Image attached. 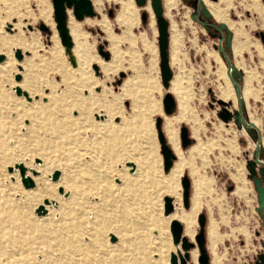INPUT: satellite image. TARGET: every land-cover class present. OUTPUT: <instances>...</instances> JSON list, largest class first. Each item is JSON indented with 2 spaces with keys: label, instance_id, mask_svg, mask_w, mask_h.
Wrapping results in <instances>:
<instances>
[{
  "label": "rangeland",
  "instance_id": "obj_1",
  "mask_svg": "<svg viewBox=\"0 0 264 264\" xmlns=\"http://www.w3.org/2000/svg\"><path fill=\"white\" fill-rule=\"evenodd\" d=\"M207 1L206 8H226L224 23L231 39L227 40L226 28L206 29L193 18L198 0L189 5L180 0L171 16H166L170 23L169 64L172 79L178 80L176 89H171V82L164 88L161 81L157 25L150 3L145 22L140 16L145 8L135 0H101L99 9L94 4L96 15L79 21L69 11L68 21L72 17L81 23L82 54L90 63L77 56L76 40L72 39V50L65 51L55 28L51 0H0V54L6 55L0 63V264H171L170 252L176 253L171 219L179 220L184 230L192 221L193 236L184 233L195 242L200 213L206 216L205 246L210 261L207 224L212 219L221 264H254L253 248L264 237L255 233L262 231L254 209L257 193L243 161L254 142L241 119L246 123L255 120L264 130V44L256 35L264 32V0H256V7L254 0ZM126 2L131 5L124 10ZM43 8L48 23L40 15ZM203 16L211 24L220 22ZM103 18L117 41V52L100 25L87 23ZM241 22L242 35L232 27ZM40 23L49 31L40 30ZM16 36L24 44L9 46L6 40ZM53 45L57 49L52 54ZM99 45L109 52L108 62L98 53ZM17 48L23 53L21 60L14 55ZM222 53L235 67L234 80L239 85L241 79L243 84L248 80L252 89L250 99H244L245 106L242 100L238 106L236 95L225 101L232 115L238 113L228 122L218 115L223 79L215 55L221 57L226 72ZM95 58L103 64L113 63L114 69L105 71ZM27 75L35 81L32 90L23 84ZM16 87L31 99L17 95ZM232 87L235 92L233 83ZM167 92L176 101L171 114L163 110ZM177 115L183 118H175ZM158 116L170 147V139L177 136L180 152L173 149L175 162L181 159L184 163L173 178L174 165L169 172L163 169L155 128ZM183 126L191 139L186 147L180 139ZM43 160L48 162L47 186L59 185L55 190L46 187L36 198L21 197V190L27 189L17 165L24 166V176L28 168L36 169L32 174L40 176ZM128 162L135 164V170H130ZM55 170H59V178L52 182ZM238 175L243 180H237ZM34 176L29 177L34 183L28 190L37 186ZM183 176L191 180L190 205L193 197L201 202L196 218L183 205ZM61 177L83 191L78 209L71 204L70 190H65L66 180ZM165 195L174 206L167 217L163 213ZM46 199L55 204L45 205L46 215L38 216L35 209ZM70 210L79 212V227L73 212L66 215ZM111 234L116 242L110 241ZM193 263L199 264L197 259L187 264Z\"/></svg>",
  "mask_w": 264,
  "mask_h": 264
},
{
  "label": "water",
  "instance_id": "obj_2",
  "mask_svg": "<svg viewBox=\"0 0 264 264\" xmlns=\"http://www.w3.org/2000/svg\"><path fill=\"white\" fill-rule=\"evenodd\" d=\"M52 6H53V15H54V21H55V27L58 31L59 38L61 44L64 46L66 52H70L72 49V38L68 31L67 21H68V10H71L74 17L77 20H82L86 16L93 17L96 15V12L93 8L91 0H51ZM150 1V5L152 7V10L154 12L155 16V22L157 25V44H158V50H159V70L161 75V81L164 88L169 87L170 80L172 78V71L169 64V31H168V25L169 22L164 16V10H163V4L162 0H135V3L139 7H144L147 2ZM202 12L203 15H206L208 17H211L212 14L209 12L208 8H206L203 0H198V9H197V15ZM113 12L112 9L108 10V15L112 16ZM142 22H145L148 17V12L143 10L140 14ZM197 21V16H194ZM206 29L207 24L203 21H199ZM10 24H8L7 30H10L9 27ZM219 31H221L223 28L227 29V40L229 41L231 39V32L228 30V27L225 23L219 22L218 25H214ZM39 29L42 31H49V28L44 24H39ZM256 35L260 38L261 42L264 44V32L258 31L256 32ZM227 41V42H228ZM219 52H223L222 48L219 47ZM98 53L103 57L104 60H109V52L105 51L103 49L102 45L98 46ZM14 55L18 60L22 59V52L19 48L15 49ZM225 63H226V73L228 78L231 80V82L235 86V92L237 97L238 106L241 107V87L240 85L234 80L232 76V72L235 71V67L231 65L229 59L227 56L222 53ZM4 60V55L0 54V62ZM72 65L75 64V60L73 58L70 59ZM93 68L96 73H98V66L96 64H93ZM120 75H123V72L120 73ZM20 79V76H17V80ZM16 94L17 95H24L27 100H30V97L27 95L26 91H23L20 89V87H16ZM217 102L221 105V110L218 113L220 118L224 122H228L229 119L232 118V116L237 117L238 113L234 112L232 113L227 109L226 102L218 99ZM176 106V101L174 96L167 92L164 94L163 97V110L166 114H171L173 112V109ZM242 123L246 125V128L253 127L255 124L250 120L248 123H246V120L242 117L241 119ZM155 128L157 130V139L160 145V151L163 157V169L165 172H167L171 166L173 165L176 154L173 151L172 147L168 145V141L166 138V135L162 129V117L158 116L155 119ZM250 132V131H249ZM180 139H181V145L182 147H186L190 145L191 139L188 133V130L185 126L180 128ZM257 150L260 145V141L257 142ZM257 164L260 166L257 167ZM247 170L248 174L247 176L251 179V181L254 184V187L256 189V197H257V203L258 206L256 210L258 211L259 215L261 216V225L264 229V163L260 162L258 157L256 156L253 160H250L247 162ZM133 170V169H132ZM24 171L23 167H20V175H22V172ZM59 178V171L55 170L51 176L52 181H56ZM23 185L26 188H30L33 186L32 180L30 178H22ZM181 186L183 188L182 191V197H183V205L185 208H188L190 205V187H191V180L188 176H183L181 178ZM163 213L164 215H169L173 211V204H172V198L168 195H165L163 197ZM35 213L37 215H44L46 213V209L41 205L35 209ZM197 222L199 225L198 232L194 235L193 242L188 236H186L183 232V225L180 221L177 219H173L170 222V232L172 236V243L174 246H176V253L171 252L170 253V263L171 264H187L189 260H191L190 251L197 247L199 256H198V263L199 264H208L210 262L209 254L207 252V248L205 246L206 242V235H205V223H206V216L203 213L198 214ZM110 241L114 242L116 241V237L111 234L110 235ZM261 244L264 245V241L261 240ZM180 246V248H178ZM254 264H264V251L257 254Z\"/></svg>",
  "mask_w": 264,
  "mask_h": 264
},
{
  "label": "bare ground",
  "instance_id": "obj_3",
  "mask_svg": "<svg viewBox=\"0 0 264 264\" xmlns=\"http://www.w3.org/2000/svg\"><path fill=\"white\" fill-rule=\"evenodd\" d=\"M94 2H92V0H91V2H92V5H93V8H94V10H96L95 9V7H94V4L96 5V8L97 9H99L100 8V5H101V0H93ZM204 2V4H206V6H207V0H204L203 1ZM255 2H256V0H254L253 1V3H252V5L254 6V7H256L255 6ZM148 3H150V1H148L147 2V4L143 7V8H145V10L148 12V14H149V9H148ZM162 4H163V10L165 9V11H164V16L166 17V16H171V11L172 10H175V8L178 6V1L177 0H162ZM130 2H126V4H124V10H126V8L127 9H129V7H130ZM147 6V7H146ZM151 6V5H150ZM148 9V10H147ZM151 9H152V7H151ZM208 10H209V12L212 14V16H213V18L215 19V20H218V21H225V22H227V18H226V8L224 9V10H222V9H220V8H218V7H213V6H211L210 8L208 7ZM69 11H71V10H68V12ZM153 11V10H152ZM153 14H154V12H153ZM40 15L44 18V21L45 22H50V19H49V17H48V12L46 11V9L45 8H43V9H40ZM127 15H128V13H127ZM228 15V14H227ZM68 16H69V14H68ZM150 16V15H149ZM229 16V15H228ZM88 17H90V16H86V17H84V19L85 18H88ZM155 17V16H154ZM90 18H92V17H90ZM83 19V20H84ZM79 21V20H78ZM88 24H94V23H96V24H98V25H100V27L104 30V31H106V33H107V38H109L110 40H111V43H112V50L115 52H117V47H116V43H117V41L115 40V37L112 35V33H111V29H110V27H109V25H108V23H107V21L103 18L102 20H99V21H92L91 23L90 22H87ZM173 23V22H172ZM226 24V23H225ZM230 24V23H229ZM242 22L241 23H236V24H230V26H232V27H234L235 28V31L237 32V33H240L241 35H242V31H241V26H242ZM169 25H170V23H169ZM169 25H168V31H169ZM227 25V24H226ZM67 26H68V31H69V34H70V36H71V38L73 39V40H76V42H77V47L79 48V50L77 49L76 50V53L78 54L77 56L78 57H82L85 61H87V62H90L91 61V59H87V58H85V57H83L84 55L82 54V52H83V46H82V44H81V40H82V36H83V32H82V29H81V23H78V22H76L72 17H70V19H69V21H67ZM8 27V26H7ZM9 27H10V25H9ZM227 27H228V25H227ZM56 28V27H55ZM11 29V28H10ZM178 40V37H174V41H177ZM6 42H7V44L9 45V46H13V45H22V44H24V42H22V40L20 39V37H18V36H16V37H11V38H9V39H7L6 40ZM72 42H74V41H72ZM80 44V45H79ZM169 45H170V32H169ZM235 47V52L236 53H238L239 51V49H238V47L235 45L234 46ZM72 48H73V44H72ZM56 46H52V48H50L49 49V51L53 54V52L54 53H56ZM72 50V49H71ZM15 51V50H14ZM23 54V53H22ZM4 56H6L5 54H3ZM113 55V54H112ZM176 56H178L177 54H176V52H175V54H174V57H176ZM80 58H78V59H80ZM8 59V58H7ZM78 59H77V63H79L78 62ZM215 59H216V61L219 63V65H220V69H221V77H222V79H223V85L221 86V89H220V92H219V97L222 99V100H224V101H227V100H230V99H235V95H236V93H234V90H233V88H232V86H231V84H232V82H231V80L228 78V76H227V73L225 72V68H224V65H223V61L221 60V58L218 56V54H216L215 55ZM110 60V59H109ZM109 60H104L105 62H108ZM4 61V60H3ZM3 61H1L0 63H2ZM95 61H97V62H101V60H99L98 58H95ZM91 63V62H90ZM102 63V62H101ZM116 63V62H115ZM113 63H105V64H103L102 63V66H103V69L105 70V71H112L113 69H114V66L112 65ZM76 65V62H75V64H74V66ZM237 65V64H236ZM172 79V78H171ZM170 82H171V85H172V87H171V89H176V86H175V84L177 85V81L175 80V79H172V81L170 80ZM176 82V83H175ZM34 83H35V81H34V79L30 76H26L25 77V80H24V86H26L27 88H29L30 90H32V88L34 87ZM231 83V84H230ZM21 89V88H20ZM22 90V89H21ZM178 90H179V88H178ZM24 91V90H23ZM27 93V92H26ZM29 94H33V92H30L29 91ZM252 94V89L250 88V84H249V82H248V80H247V82H245L244 84H243V87H242V89H241V95H243L242 96V98H244L245 100H247L248 101V99L250 98V95ZM27 95H28V93H27ZM20 96H24V95H20ZM25 97V96H24ZM30 97V96H29ZM32 97V96H31ZM26 98V97H25ZM31 99V98H30ZM236 100H237V97H236ZM168 121H170V119H168ZM254 124H256V121L254 120V121H252ZM178 134V133H177ZM168 141V140H167ZM173 149V148H172ZM174 151V150H173ZM175 152V151H174ZM176 154V153H175ZM175 162V161H174ZM173 165H174V163H173ZM173 165L171 166V168L173 167ZM37 166H39V165H37ZM127 166L128 167H130V170H135V168H136V166H135V164L134 163H132V162H128L127 163ZM183 166V163H179V164H176V165H174V168H173V170H172V173H171V175H172V177L171 178H173V175H176L177 173H179L181 170H182V167ZM20 167H23L24 168V166L23 165H21V164H19V165H17V168H19V171H20ZM33 167V166H32ZM38 168V167H37ZM171 168L168 170V172L171 170ZM47 170H48V162L46 161V160H43V163H42V165H41V169H40V176H34L33 174L35 173V172H37V170L36 169H33V168H28V170L26 171V173H25V176H24V172H25V168H24V171L22 172V175H21V177L22 178H29V177H31V176H34V178H35V181L37 182V186H36V188H34V189H32V190H28V189H31V188H26V187H24L25 189H27V190H25V191H23V190H21V197H27V198H36V197H38V196H42L43 194V190L46 188V187H50L52 190H55V188H56V186H58L59 185V182L58 183H55V184H49V186H47L48 184H47V181H46V176H45V173L47 172ZM18 172V170H15V172ZM59 171V170H58ZM39 172V171H38ZM235 172V171H234ZM33 173V174H32ZM131 173H133V172H131ZM47 174V173H46ZM238 174V173H237ZM37 175V174H36ZM61 178H63V180H66V181H63V185H64V188H65V190H70V198H71V204L72 205H75V208H77L78 209V206H80V204H81V202H82V194H83V191H81L80 189H79V186L77 185V184H75L72 180H70V179H68V178H64V177H61ZM31 179V178H30ZM236 179L237 180H243V178H242V176L241 175H238L237 177H236ZM22 180V179H21ZM32 180V179H31ZM33 181V180H32ZM58 181V180H57ZM57 181H52V182H57ZM34 183V182H33ZM168 185L171 187L172 186V182L171 181H169L168 182ZM11 191V190H10ZM59 192L60 193H62V188H59ZM172 192H173V190H172ZM3 193H5V191L3 192ZM50 203H52V204H55V201H49V200H44V202H43V204H40L39 206H43L45 209H46V213H47V208L45 207V205H49ZM63 203V201L60 199L59 200V209L61 210V204ZM66 203V202H65ZM38 206V207H39ZM189 207H190V205H189ZM188 207V208H189ZM37 208V207H36ZM187 208V209H188ZM73 212V214H75L76 216V223H75V226L76 227H79L80 226V224H79V212L78 213H76V211H72ZM72 212H71V210L68 212V213H66V215L68 216V215H71L72 214ZM174 212V211H173ZM172 212V213H173ZM46 213L44 214V215H46ZM171 213V214H172ZM185 214V216H184V218H186V219H188L189 217V215L187 214V213H184ZM44 215H38V216H44ZM170 215V214H169ZM169 215H167V216H169ZM166 216V217H167ZM173 219H176V218H172L171 219V221L173 220ZM190 219V218H189ZM170 221V222H171ZM179 221V220H178ZM169 229H170V226H169ZM183 232H185L186 233V235H188V236H193V230L191 229V226H190V224L188 225H186L185 226V230H184V228H183ZM171 233V232H170ZM184 233V234H185ZM114 235V234H113ZM115 236V235H114ZM116 237V236H115ZM171 238H172V236H171ZM116 239H117V237H116ZM192 240V239H191ZM114 242H116V241H114ZM196 247L194 248V249H192L191 251H190V255H191V260H192V262H196V259H197V262H198V256H199V252H198V255H197V252H196ZM48 251V250H47ZM51 251V250H50ZM197 251H198V249H197ZM49 253V252H48ZM171 253V252H170ZM17 257V256H16ZM12 259H14V258H12ZM194 264V263H193ZM214 264H221L220 262H218V261H214Z\"/></svg>",
  "mask_w": 264,
  "mask_h": 264
},
{
  "label": "crops",
  "instance_id": "obj_4",
  "mask_svg": "<svg viewBox=\"0 0 264 264\" xmlns=\"http://www.w3.org/2000/svg\"><path fill=\"white\" fill-rule=\"evenodd\" d=\"M178 1V5H179V1L180 0H177ZM87 19V18H86ZM212 19V18H210ZM209 19V20H210ZM204 21L205 23L207 21L205 20H202ZM217 21V20H216ZM224 23V22H223ZM207 27L210 26L212 28H214L215 30H218L215 26H213L211 23L207 22ZM176 54L178 55V52H176ZM258 55V54H257ZM219 56V55H218ZM227 56V55H226ZM259 56V55H258ZM220 57V56H219ZM260 57V56H259ZM177 58V56H176ZM175 58V59H176ZM221 58V57H220ZM224 58V57H223ZM228 58V56H227ZM229 59V58H228ZM222 60V59H221ZM225 61V60H224ZM230 61V60H229ZM223 63V62H222ZM224 65V63H223ZM225 67V66H224ZM175 79L177 80V77H175ZM178 81V80H177ZM223 81V80H222ZM231 84V83H230ZM242 84H243V79L240 80V87L242 88ZM232 86V84H231ZM172 87V85H171ZM233 88V87H232ZM234 90V89H233ZM181 93V92H180ZM235 93V92H234ZM250 99V98H249ZM224 101V100H223ZM231 100H228L227 102H230ZM242 104L245 106V100L244 98H242ZM180 109H182V104H180ZM182 111V110H181ZM173 117V116H172ZM167 118H171V117H167ZM175 118H178L179 120L182 119L183 117H181V115H177ZM194 120V119H193ZM250 131V132H249ZM245 132L246 134L248 135V137L250 138V140L252 142H254V147L251 148V151L249 154L246 155V157L244 158V162L245 164H247L248 161L250 160H253L256 156L258 157L259 161L264 163V136H263V128L261 126H258V124H255L253 127H250V128H246L245 127ZM172 135V133H171ZM172 137V136H171ZM172 140L173 142V149L176 150V152H180V149L178 148V143H176V141L178 140L177 139V136L176 134L174 135V137H172ZM260 141V145H259V148L257 150V142ZM197 148L195 147L194 150H196ZM183 163V161L181 159H179L178 161H176L174 163V165L176 164H179V163ZM243 163V162H242ZM243 166H244V172H245V165L243 163ZM258 166V165H257ZM181 168H184V163H183V166ZM245 176H246V173H245ZM247 178V177H246ZM248 180V179H247ZM200 206H201V202L200 200H198V198L196 197H193L192 198V201H191V205H190V209H189V212L191 213V215L193 214L196 218V215H197V212L198 210L200 209ZM212 219L209 220L208 224H207V239H208V242H209V250H210V253L212 255L213 258H211V261L210 263L211 264H214V261H218L220 263L223 262V258L220 254H218L216 252V245L217 243H215L216 241V236H217V231H216V228L212 225ZM192 221H191V229H192ZM218 230V229H217ZM194 234V232H193ZM218 242V241H217ZM197 251V250H196ZM198 252V251H197Z\"/></svg>",
  "mask_w": 264,
  "mask_h": 264
},
{
  "label": "built area",
  "instance_id": "obj_5",
  "mask_svg": "<svg viewBox=\"0 0 264 264\" xmlns=\"http://www.w3.org/2000/svg\"><path fill=\"white\" fill-rule=\"evenodd\" d=\"M258 166L257 167H259L260 165L259 164H257ZM253 183V182H252ZM256 200H257V197H256ZM257 206H258V203H257V201H256V204H255V206H254V209H255V212H256V214H257V216H258V223H257V226H261V216L259 215V213H258V211L256 210V208H257ZM262 228V227H261ZM259 231V230H258ZM255 232V233H257V235L260 237H264V230L262 229V231H259V232ZM263 241H264V238L262 239ZM253 251H254V253H255V258H256V256H257V254L258 253H260V252H262V251H264V245L263 244H261V241H258V243H257V245L256 246H254V248H253ZM255 261V260H254Z\"/></svg>",
  "mask_w": 264,
  "mask_h": 264
},
{
  "label": "flooded vegetation",
  "instance_id": "obj_6",
  "mask_svg": "<svg viewBox=\"0 0 264 264\" xmlns=\"http://www.w3.org/2000/svg\"><path fill=\"white\" fill-rule=\"evenodd\" d=\"M183 3H185V4H191L194 0H181ZM204 1V0H203ZM206 5V4H205ZM195 16H197V19H198V21H202V20H204L205 18H204V16H203V14H202V12L200 11V13L197 15V13H196V15ZM69 17V16H68ZM202 20H201V19ZM204 22V21H203ZM209 27V26H208ZM261 227H262V225H261ZM263 229V228H262ZM264 230V229H263Z\"/></svg>",
  "mask_w": 264,
  "mask_h": 264
},
{
  "label": "trees",
  "instance_id": "obj_7",
  "mask_svg": "<svg viewBox=\"0 0 264 264\" xmlns=\"http://www.w3.org/2000/svg\"><path fill=\"white\" fill-rule=\"evenodd\" d=\"M218 24H219V23H218ZM218 24H212V25L214 26V25H218ZM190 144H191V142H190Z\"/></svg>",
  "mask_w": 264,
  "mask_h": 264
}]
</instances>
